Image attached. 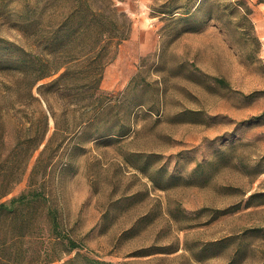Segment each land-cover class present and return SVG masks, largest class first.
I'll list each match as a JSON object with an SVG mask.
<instances>
[{"label": "rangeland", "instance_id": "374dc122", "mask_svg": "<svg viewBox=\"0 0 264 264\" xmlns=\"http://www.w3.org/2000/svg\"><path fill=\"white\" fill-rule=\"evenodd\" d=\"M112 1L131 30L103 68L96 121L69 104L42 157L46 202L80 245L60 262L264 264V0H175L172 14L166 0ZM22 2L0 0V35L18 42ZM8 78L0 168L43 132L45 107ZM54 128L49 115L45 139ZM44 142L3 199L26 189Z\"/></svg>", "mask_w": 264, "mask_h": 264}, {"label": "trees", "instance_id": "16d2710c", "mask_svg": "<svg viewBox=\"0 0 264 264\" xmlns=\"http://www.w3.org/2000/svg\"><path fill=\"white\" fill-rule=\"evenodd\" d=\"M63 1L67 8L44 13L37 10L39 0H23L14 21L23 40L0 35V73L10 76V83H17L28 98L45 107L41 110L42 134L16 141L11 149H17V159L0 168V264H74L60 260L66 251L80 247L62 227L55 207L46 202L42 184L47 170L42 157L54 148L56 133L65 130L69 104L92 107L89 118L96 121L97 105L105 92L100 86L103 68L114 57L119 43L128 38L131 20L112 0ZM174 2L166 0L169 5L163 12L174 13L179 7ZM5 14L9 18L12 13ZM55 104L61 109L59 117ZM49 115L55 128L45 139ZM57 141L58 147L62 140ZM43 142L26 189L3 199L12 183L20 180L27 159ZM86 260V264H116L96 257Z\"/></svg>", "mask_w": 264, "mask_h": 264}]
</instances>
